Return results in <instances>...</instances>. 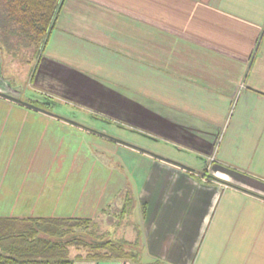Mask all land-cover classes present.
<instances>
[{
	"label": "crops",
	"instance_id": "1",
	"mask_svg": "<svg viewBox=\"0 0 264 264\" xmlns=\"http://www.w3.org/2000/svg\"><path fill=\"white\" fill-rule=\"evenodd\" d=\"M30 80L50 112L0 97L113 158L127 177L124 238L140 243L144 263L264 264V0H63ZM65 104L68 116L51 113ZM26 124L36 127L0 121V217L76 216L51 209L74 198L106 213L101 186L64 196L37 187L33 161L12 167ZM86 214L77 217L94 221ZM71 248L73 264H133Z\"/></svg>",
	"mask_w": 264,
	"mask_h": 264
},
{
	"label": "rangeland",
	"instance_id": "2",
	"mask_svg": "<svg viewBox=\"0 0 264 264\" xmlns=\"http://www.w3.org/2000/svg\"><path fill=\"white\" fill-rule=\"evenodd\" d=\"M12 43H16V38H12ZM14 54V51H10L6 49L3 44H0V92L20 98L26 102L30 99L33 101L40 100L41 102H46L45 98L38 95L30 87L31 74L36 65L38 55L35 56L32 49L24 47L15 54L17 56H14ZM21 92L25 95L22 96ZM9 104L11 103L6 102L0 97V121L10 119L17 122L36 123L35 128L32 124V127L26 124L27 128L23 130L24 134L19 137L20 143L15 159L11 162L12 167H21L25 169V165L28 161H33L34 166L32 169L37 173V176H35L38 183L37 187L43 188L45 184L54 185L57 189L62 187V194L64 196L76 197L81 194L83 187L87 185L89 186L88 188L91 189L97 186H101L102 190L107 189V192L100 193L101 198L98 200L99 206L112 203V207L108 208L106 213L102 212L104 213L103 215L100 210L99 212L101 215L98 213L97 202H95L97 206L93 203L94 205H92L91 209L88 208L87 210V203L83 202L85 205L82 202L79 204L76 198L66 203L57 202V204H55V201L53 204L55 206L51 207V209L54 210L55 214L62 216L73 214V212L76 213V216L87 215L86 212L92 214L91 216L94 221L83 231L87 234L89 239H97L98 241L111 240L112 242H120L122 244L127 242L129 244H135V241H126L124 238V233L128 231V198L125 199L126 202L124 207L126 208H124L123 211L121 208V198L124 192L119 190L121 189V183L123 184L127 177L124 173L122 174L117 171L113 158L107 157L106 154L97 151L96 145H89L87 139L83 140L81 138V132L78 134L72 133L73 131H77V129L49 124L47 122L53 119L49 115L22 109L18 110L16 108L10 109L8 107ZM62 109H66L65 113ZM67 109L68 107L66 104L65 106L58 105L52 113L59 116L67 114L66 116H68ZM71 115L69 114V116ZM74 116H77L78 119L83 118L80 112L75 113ZM91 117L92 116H90V118L88 117V120H94L97 124L100 123V120L92 119ZM26 131L31 132L30 137L25 135ZM16 141V138L14 140L12 138L10 139V143H14V147L16 146ZM100 144L102 148H105V145H107V143L103 141H101ZM194 162L196 164L198 162L200 163V161H190V163L195 164ZM216 163V160L208 159L206 171H211ZM49 169L52 170L50 178L42 175L45 170ZM5 170H7V166H5ZM242 170L244 171V169ZM21 178H23V176ZM202 179L208 182L206 178ZM210 182L218 183L222 181L213 179L210 180ZM94 194L95 193H91L88 195ZM64 199L65 198H63V200ZM225 200L226 199L222 198L221 204H223ZM221 204H219V208ZM119 206L121 209L119 208L120 210H116ZM215 211L216 207L213 210L212 216H214ZM107 214H112V216L116 217V220L120 224H117V221L108 223L106 221ZM134 218H137V216L135 215ZM79 249L84 255L90 252L87 248H85V250L83 248ZM70 250H72V248H70ZM104 251L106 250H102L101 252L104 253ZM215 264H219V261H216Z\"/></svg>",
	"mask_w": 264,
	"mask_h": 264
},
{
	"label": "trees",
	"instance_id": "3",
	"mask_svg": "<svg viewBox=\"0 0 264 264\" xmlns=\"http://www.w3.org/2000/svg\"><path fill=\"white\" fill-rule=\"evenodd\" d=\"M62 3L63 0H0V44L15 54L24 47L39 56L55 26ZM12 38H16V43H12ZM28 102L50 112L42 108L47 103ZM90 224L91 218L77 216L0 217V264H73L71 247L90 250L85 256L89 260L166 264L159 259L144 263L138 241L122 244L89 239L83 231ZM102 250L106 251L102 253ZM82 258V255L76 257Z\"/></svg>",
	"mask_w": 264,
	"mask_h": 264
},
{
	"label": "water",
	"instance_id": "4",
	"mask_svg": "<svg viewBox=\"0 0 264 264\" xmlns=\"http://www.w3.org/2000/svg\"><path fill=\"white\" fill-rule=\"evenodd\" d=\"M0 95H1V96H4V97H6V98H9V99L15 100V101H17V102H20V103H22V104H25V105H27V106L33 107V108H35V109L42 110L40 107H38V106H36V105H34V104H31V103H29V102L23 101V100L20 99V98L13 97V96H11V95H9V94H7V93L0 92ZM42 111H44V110H42ZM147 152H149V151H147ZM150 153H151V152H150ZM151 154L156 155L155 153H151ZM156 156H159V155H156ZM159 157L165 159L164 157H161V156H159ZM165 160H167V161H169V162H174V163H176L175 161H172V160H170V159H165ZM178 164H179V163H178ZM180 164H181V163H180ZM181 166L190 169V167H188V166H186V165H182V164H181ZM197 172H198V171H197ZM199 173H200V174H206V172H204V171H199Z\"/></svg>",
	"mask_w": 264,
	"mask_h": 264
},
{
	"label": "built area",
	"instance_id": "5",
	"mask_svg": "<svg viewBox=\"0 0 264 264\" xmlns=\"http://www.w3.org/2000/svg\"><path fill=\"white\" fill-rule=\"evenodd\" d=\"M212 159H213V158H212ZM212 159H211V160H212ZM213 160H214V159H213Z\"/></svg>",
	"mask_w": 264,
	"mask_h": 264
}]
</instances>
